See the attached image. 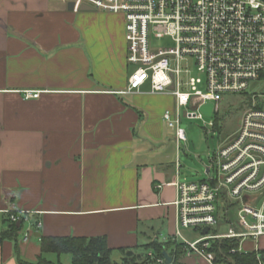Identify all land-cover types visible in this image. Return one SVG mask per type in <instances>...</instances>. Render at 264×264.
<instances>
[{
    "label": "crops",
    "instance_id": "1",
    "mask_svg": "<svg viewBox=\"0 0 264 264\" xmlns=\"http://www.w3.org/2000/svg\"><path fill=\"white\" fill-rule=\"evenodd\" d=\"M127 54L121 13L0 0V233L6 209L32 211L29 240L0 241V264L36 261L40 244L26 245L43 235L106 236L114 251L180 244L181 144L163 118L175 97L149 83L122 93Z\"/></svg>",
    "mask_w": 264,
    "mask_h": 264
},
{
    "label": "built area",
    "instance_id": "2",
    "mask_svg": "<svg viewBox=\"0 0 264 264\" xmlns=\"http://www.w3.org/2000/svg\"><path fill=\"white\" fill-rule=\"evenodd\" d=\"M67 1L74 2L76 11L89 5L124 15L127 60L134 69L122 93L141 92L149 83L151 93L173 95L175 108L166 110L163 118L174 130L178 144L188 141L181 126L183 107L187 118L204 120L219 111L225 94L247 93L252 82L253 89H262L248 93L249 104L240 126L215 150L212 164L206 168L208 177L174 181L178 210L175 236L184 255L205 264H229L211 250L216 239H237L238 245L230 250L235 253L248 250L244 244L247 239L258 241L264 236V0ZM163 38L172 45L153 46V39ZM190 61L198 75L186 69ZM39 95L40 91H25L27 98ZM209 103L210 116L202 111ZM208 124L215 125L213 121ZM230 203L240 205L236 221H232ZM5 212L9 222L21 225L32 213L10 208ZM221 221L233 227L222 232L218 228ZM36 224L42 225L41 221ZM205 227L210 230L205 232ZM213 227L218 231L211 232ZM182 228L201 229L202 235L190 240ZM29 237L28 230L23 241ZM255 249L260 264H264L258 245ZM149 255L156 264H168L165 256L156 257L152 251Z\"/></svg>",
    "mask_w": 264,
    "mask_h": 264
},
{
    "label": "rangeland",
    "instance_id": "3",
    "mask_svg": "<svg viewBox=\"0 0 264 264\" xmlns=\"http://www.w3.org/2000/svg\"><path fill=\"white\" fill-rule=\"evenodd\" d=\"M153 46H170L172 42L169 39H153ZM134 66H130V72H132ZM190 70L191 75H198L199 72L195 64L190 61L189 67L186 68ZM255 82H252L251 87L247 93L243 94H233L227 93L224 95L223 100L220 103V109L213 117H206L203 119H190L185 116V107L182 109V119L181 126L186 130L188 141H182L181 144V161H182V180L198 181L204 178H207L206 166L212 164V157L215 150L225 141L231 139L236 133L237 129L240 126L241 118L246 108L244 102L250 97L248 93L261 92V88H252ZM192 110V108H189ZM207 124H205V122ZM213 121L216 125L211 126L208 123ZM230 210L232 212V221L237 219V211L239 204L230 203ZM219 207L221 204L219 203ZM21 227V226H20ZM230 227H233L232 224H226L221 222L218 226L219 230L222 232L228 231ZM30 226L28 222L24 223V226L21 229L20 237L28 230ZM182 233L185 237L190 240H195L202 235L201 229H188L182 228ZM21 239V238H20ZM21 241V240H20ZM264 239L254 241L252 239H247L245 241V249L249 251L255 250L256 246L260 243L264 244ZM39 241L35 240L33 237L30 239V242L26 245L29 250H38ZM260 252L262 251L259 249ZM143 249H134L133 253H139ZM132 253V254H133ZM46 257L56 263L61 264H71L72 256L69 253H46ZM124 256V253L121 250H115L112 254L113 259L121 261ZM186 262L188 264H200L201 261L197 257L187 256Z\"/></svg>",
    "mask_w": 264,
    "mask_h": 264
},
{
    "label": "trees",
    "instance_id": "4",
    "mask_svg": "<svg viewBox=\"0 0 264 264\" xmlns=\"http://www.w3.org/2000/svg\"><path fill=\"white\" fill-rule=\"evenodd\" d=\"M244 104L247 108L248 99ZM20 231L21 227L17 223L10 222L8 227L0 233V241L11 239L18 246ZM217 231L218 228L211 229L213 233ZM237 245L238 241L234 238L216 239L211 250L216 252L219 260H226L229 264H260L258 252L255 250L231 253L230 250ZM137 248L143 249V251L131 255H128L127 252L134 249L120 248L124 256L121 261H117L112 257L114 249L109 246L106 236L43 235L40 239V254L37 260L27 262L20 257L18 260L21 264H61L47 259L45 254L52 252L59 255L62 253L71 254V264H156L149 252L152 251L156 257H163L164 252L167 251L174 259L171 264H186L182 261L184 256L182 244H178L172 239L169 241L152 240ZM259 253L260 255L264 254V250Z\"/></svg>",
    "mask_w": 264,
    "mask_h": 264
},
{
    "label": "water",
    "instance_id": "5",
    "mask_svg": "<svg viewBox=\"0 0 264 264\" xmlns=\"http://www.w3.org/2000/svg\"><path fill=\"white\" fill-rule=\"evenodd\" d=\"M74 6H75L74 2H69V8H70V9H74ZM87 8H88V9H91L92 7H89L88 5H82V6L80 7V9H87ZM171 88H173V85L171 86ZM202 111H203L206 115L210 116V115H211V112H212V104L209 103V104H205L204 106H202ZM17 225L20 227V226H21V223L18 222ZM209 230H210L209 227H205V228H204V231H205V232H208ZM132 253H133V250H129V251L127 252L128 255H131ZM164 256H165L166 259H167V263L170 264L171 261H172V257H171V255H169L168 252L165 251V252H164ZM260 259H261L262 262H264V254H261V255H260Z\"/></svg>",
    "mask_w": 264,
    "mask_h": 264
}]
</instances>
